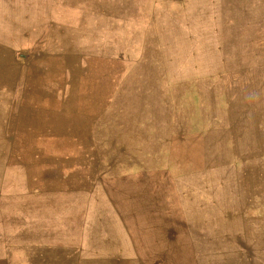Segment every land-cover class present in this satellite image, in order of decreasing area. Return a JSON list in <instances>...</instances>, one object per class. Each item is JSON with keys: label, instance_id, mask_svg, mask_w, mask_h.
I'll return each instance as SVG.
<instances>
[{"label": "rangeland", "instance_id": "374dc122", "mask_svg": "<svg viewBox=\"0 0 264 264\" xmlns=\"http://www.w3.org/2000/svg\"><path fill=\"white\" fill-rule=\"evenodd\" d=\"M54 2L49 33L64 57L39 64L4 106L14 116L0 93V264H15L2 253L15 234L31 238V214L69 216L77 235L82 219L125 207L127 178L145 205L196 203L203 257L185 264H264V0ZM139 255L149 264L158 253ZM68 257L133 264L93 250Z\"/></svg>", "mask_w": 264, "mask_h": 264}, {"label": "crops", "instance_id": "0c3cea01", "mask_svg": "<svg viewBox=\"0 0 264 264\" xmlns=\"http://www.w3.org/2000/svg\"><path fill=\"white\" fill-rule=\"evenodd\" d=\"M54 4V0H0V75H2L0 93L2 114L7 117L14 116L15 113L5 112L4 106L14 101L10 109L14 108L17 97L23 98L26 92L28 79L37 78L39 71L46 69V64L44 69L40 68L39 64L65 55L64 51L55 50L56 39L49 33L58 27L53 24ZM9 67L14 72V80V76L12 79L8 78ZM9 93H13L12 99L5 102V97H8ZM22 102H19V110H16L18 116L22 114L20 111L23 107ZM130 184L131 180L127 178L124 192L125 207L121 205L122 203H114L117 206L109 213L111 217L98 218L95 223L88 224L87 218L82 219L77 235L70 231L69 216L65 219L58 215H42V212L31 214V238H22L21 235L15 234L13 248L11 245L8 246L10 249L3 251L2 259H6V254L10 253L11 249L14 251L15 264H23L24 260H29L28 255L29 264H51L48 263L49 256L46 257L43 253L48 255L53 252L67 253L65 263L70 264L69 253L76 249L93 250L99 255L112 256L116 259H129L133 264H136L140 252L158 253L153 255L154 262L149 264H174L173 261L175 264H185L186 260L197 261L203 257L198 255V244L192 238L199 230L195 222L198 216L195 213L196 203L190 201L191 206L183 205L184 202L174 205L159 202L153 206L149 203L145 205L136 199ZM122 185L121 179L115 182L114 187L119 192L123 189ZM144 220H147L146 225L143 224ZM211 225L207 222L205 233L202 231V234L206 235V245L210 238V247L213 251L214 241L211 236H214V229ZM43 226L46 230L40 233L39 228ZM148 241L151 243L150 247H147ZM121 243H125V246ZM121 251L127 254H113ZM208 255L207 252L206 259ZM206 264H209L207 260Z\"/></svg>", "mask_w": 264, "mask_h": 264}]
</instances>
